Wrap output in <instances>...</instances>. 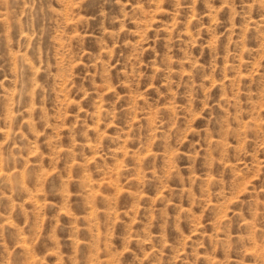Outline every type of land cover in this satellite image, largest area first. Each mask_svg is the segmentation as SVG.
I'll return each mask as SVG.
<instances>
[{"label":"rangeland","instance_id":"rangeland-1","mask_svg":"<svg viewBox=\"0 0 264 264\" xmlns=\"http://www.w3.org/2000/svg\"><path fill=\"white\" fill-rule=\"evenodd\" d=\"M0 264H264V0H0Z\"/></svg>","mask_w":264,"mask_h":264}]
</instances>
